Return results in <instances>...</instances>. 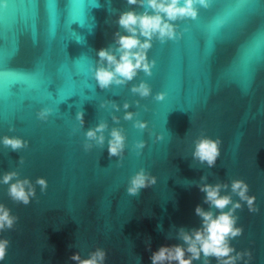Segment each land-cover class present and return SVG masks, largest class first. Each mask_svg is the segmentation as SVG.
I'll use <instances>...</instances> for the list:
<instances>
[{"label":"water","instance_id":"95a60500","mask_svg":"<svg viewBox=\"0 0 264 264\" xmlns=\"http://www.w3.org/2000/svg\"><path fill=\"white\" fill-rule=\"evenodd\" d=\"M129 10L127 0L39 6L0 0V179L17 172L36 190L25 206L0 183V204L18 217L12 230L0 233L10 241L0 264H74L72 255L86 259L97 248L107 253L105 264H151L152 252L182 243L175 238L180 228L200 227L195 208L208 206L198 186L235 179L248 184L259 211L250 213L246 204L237 211L244 231L231 246L251 252L250 264H264V0L197 5L195 19L175 22V40L153 39L150 77L139 72L130 82L100 89L96 53L115 49L114 34H125L116 21ZM141 82L151 96L132 93ZM160 93L164 99L156 101ZM125 104L132 120L124 119ZM44 109L51 114L41 121L37 114ZM137 121L147 128H136ZM101 123L107 125L103 145L86 138ZM113 128L126 137L122 157L108 154ZM202 134L221 141L213 168L193 159ZM5 136L27 146L12 151L2 143ZM140 142L143 149L136 148ZM141 169L156 184L129 196L130 180ZM38 178L47 181L46 191Z\"/></svg>","mask_w":264,"mask_h":264},{"label":"clouds","instance_id":"9594fccd","mask_svg":"<svg viewBox=\"0 0 264 264\" xmlns=\"http://www.w3.org/2000/svg\"><path fill=\"white\" fill-rule=\"evenodd\" d=\"M132 10L122 12L116 23L125 34L117 31L114 34L115 49L101 48L97 57L99 67L95 69L94 79L100 89H108L113 84L122 85L132 81L139 72L146 76L152 75L155 61L148 60V51L152 47L153 39L159 40L162 44L177 38L175 22L186 18L197 17V5L207 7V0H127ZM136 7L145 9L138 13ZM150 10V11H149ZM143 38V39H141ZM133 94L141 98L152 95L151 87L144 82L131 89ZM154 99L162 101L164 95L157 94ZM128 104L124 105L125 120H132L133 113L128 112ZM117 110H119L117 108ZM51 114L50 110L44 109L38 112L37 117L46 121ZM77 120L83 124V112L77 114ZM116 121V117H113ZM118 122V121H117ZM143 131L147 123L137 121L134 125ZM107 125L99 124L96 128L86 133L88 140H95L97 144H104L103 133ZM98 133L100 135H98ZM108 140L109 157H122L125 150L126 137L122 130L113 128ZM160 139V137H158ZM2 143L12 151H19L25 148L26 142L17 137H3ZM219 139H212L201 135L194 142L193 159L200 164H206L209 168L216 165L220 157ZM145 147L143 142L136 145L137 149ZM85 151L91 148L90 144L84 145ZM23 164V160L20 161ZM206 180L205 177L201 178ZM0 183L8 186L9 198L17 204L29 205L36 196L35 187L28 179H20L17 172H7L0 179ZM156 184V178L147 174L144 169L137 172L130 180L127 193L129 196H138L140 191ZM36 185L41 192L46 191L47 181L43 178L36 180ZM199 191L204 194L203 203L208 206L198 205L195 208V215L200 218L199 228L185 230L180 228L176 239L182 243L170 246H161L152 252L151 264H211L214 258L217 264H250L252 254L249 251H237L231 246V241L243 234V228L238 227V210H243L246 204L250 213H256V197L250 196L249 186L243 180L235 179L230 184L202 183L198 186ZM226 193V194H224ZM233 197H238L234 201ZM18 221V217L11 214V210L0 204V233L12 230ZM10 241L0 239V261H3L7 254ZM149 250L151 246L149 245ZM107 253L101 248L89 253L88 258L82 259L77 253L70 257L74 264H105ZM247 258V259H246Z\"/></svg>","mask_w":264,"mask_h":264},{"label":"snow or ice","instance_id":"6c2138e0","mask_svg":"<svg viewBox=\"0 0 264 264\" xmlns=\"http://www.w3.org/2000/svg\"><path fill=\"white\" fill-rule=\"evenodd\" d=\"M55 2H57V0H54V3ZM70 2H72V3H77V0H70ZM36 3H37V5L39 6L41 3H43V4H45V5H48V0H36ZM2 70H4V68H3V66H2ZM74 74H78L77 72H75V70L73 71V75ZM72 79H73V76H72ZM16 84H20V82L19 81H16V82H12V83H10L9 84V93H11V94H13L12 93V91H11V89H12V87L14 86V85H16Z\"/></svg>","mask_w":264,"mask_h":264}]
</instances>
